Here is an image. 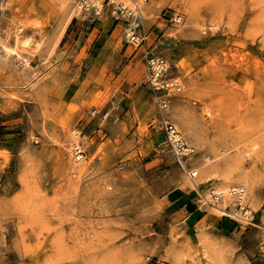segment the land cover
<instances>
[{
    "label": "rangeland",
    "instance_id": "374dc122",
    "mask_svg": "<svg viewBox=\"0 0 264 264\" xmlns=\"http://www.w3.org/2000/svg\"><path fill=\"white\" fill-rule=\"evenodd\" d=\"M94 1L0 0V264H264L259 226L209 202L243 187L264 224V0L140 1V46ZM151 54L179 91L149 86Z\"/></svg>",
    "mask_w": 264,
    "mask_h": 264
},
{
    "label": "built area",
    "instance_id": "2783aa9c",
    "mask_svg": "<svg viewBox=\"0 0 264 264\" xmlns=\"http://www.w3.org/2000/svg\"><path fill=\"white\" fill-rule=\"evenodd\" d=\"M140 1L146 2L147 0H107L110 14L114 16L115 19L124 21L123 34L125 41L134 46L146 44L148 39V32L141 18ZM78 6L82 11H91L95 15H99L102 12L101 8L92 4L91 0H80ZM171 20L179 22L181 20V16L175 14ZM146 64V82L156 94L158 91L162 90L179 91L181 89L176 77L166 78L164 76L167 71V62L162 56H155L151 54L146 57ZM167 102L168 98H159L156 95L157 108L160 114V127L173 156L178 163L185 167V160H187L189 155L194 153V149L184 141L181 136V132L176 125L168 118H165L164 112L168 107ZM72 154L76 159L84 157L85 151L80 142H78V145L74 148ZM191 176L194 175L191 174ZM227 198H230L232 208L228 205L221 208L220 214L222 217L237 222L243 227L259 226L246 202L245 193L242 187L237 185L233 186L229 191ZM223 200L224 198L221 194H218L215 190L210 191L209 202L218 203ZM261 233L264 234V228H262Z\"/></svg>",
    "mask_w": 264,
    "mask_h": 264
},
{
    "label": "bare ground",
    "instance_id": "6f19581e",
    "mask_svg": "<svg viewBox=\"0 0 264 264\" xmlns=\"http://www.w3.org/2000/svg\"><path fill=\"white\" fill-rule=\"evenodd\" d=\"M91 2H92V4H94V5H96V3H95V1L93 0H91ZM78 5H79V3H78ZM4 47V45H2V43H1V47ZM11 49V48H10ZM24 60H25V62L23 63V62H21L22 63V66L25 68L26 66H27V64L29 63L28 62V58L27 57H24ZM172 122V121H171ZM181 136H182V138L184 139V141L187 143V141L185 140V138H184V136L182 135V133H181ZM79 137V134H78V132L76 131V130H73L72 131V141H71V152H73L74 151V148L78 145V142L79 141H77L78 138ZM188 144V143H187ZM189 146H191L190 144H188ZM85 151V150H84ZM72 156H73V158H74V160H76V161H79V160H81V159H76L75 157H74V155L72 154ZM207 159V158H206ZM73 164V163H72ZM202 169V166L200 167L199 165L196 167V168H194L193 170H190V173L192 174V175H194V176H197L198 175V172H199V170H201ZM204 174V173H203ZM202 175V174H201ZM228 175V174H227ZM226 175V176H227ZM224 178H226V177H224ZM231 183V182H230ZM242 183V182H241ZM228 184V182H226V181H224L223 183H222V185L224 186V187H221V189H220V191H218V190H215L218 194H221L222 196H223V198H226L227 196H228V193H229V191L231 190V188H232V186H228L227 185ZM235 184V183H234ZM243 188V187H242ZM204 194V193H203ZM246 199V198H245ZM226 201V200H225ZM222 202V201H221ZM221 202H218V203H213V204H215V207L213 206L212 208L213 209H215V210H218L219 212H220V209L221 208H223L224 206H226V205H222V203ZM221 203V204H220ZM221 206H220V205ZM226 204V203H225ZM217 206V207H216ZM259 225V228L261 229V231H262V228H264V224H258ZM262 237H264V234H262Z\"/></svg>",
    "mask_w": 264,
    "mask_h": 264
}]
</instances>
